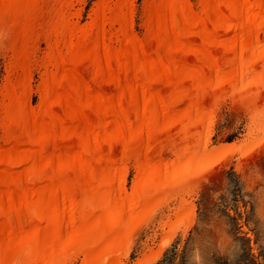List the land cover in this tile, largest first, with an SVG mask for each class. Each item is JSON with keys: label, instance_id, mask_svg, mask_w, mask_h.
<instances>
[{"label": "bare ground", "instance_id": "bare-ground-1", "mask_svg": "<svg viewBox=\"0 0 264 264\" xmlns=\"http://www.w3.org/2000/svg\"><path fill=\"white\" fill-rule=\"evenodd\" d=\"M82 2L0 0L13 77L0 98V264H121L120 249L174 188L262 144L208 149L196 136L226 97L264 126V0H144L142 36L135 0H99L79 25L70 10Z\"/></svg>", "mask_w": 264, "mask_h": 264}, {"label": "rangeland", "instance_id": "rangeland-1", "mask_svg": "<svg viewBox=\"0 0 264 264\" xmlns=\"http://www.w3.org/2000/svg\"><path fill=\"white\" fill-rule=\"evenodd\" d=\"M82 1L80 5L76 4L78 7L74 5L70 10L71 13L79 11V25L88 22L89 12L99 0ZM197 1L190 0L194 8L197 7ZM143 2H134L133 30L139 36L144 32L141 26ZM45 44L43 40L37 42V57L45 53ZM8 60V56L0 54L1 99L2 86L13 78L6 75ZM32 71L28 90L31 108L39 102L38 87L41 83L40 68L36 66ZM258 90L264 96L260 87ZM232 101L226 97L213 106L215 111L210 130L207 128L204 132L201 129L203 131L196 138L204 143L208 137V149L231 144L251 146L257 140H262L261 146L252 149L250 156L244 155L240 149L228 152L218 164L212 166V171L182 184L181 191L174 188L170 198L176 196L177 191L181 195L178 193L175 199H170L158 208L149 222L131 236L117 255L116 259L121 264H264V126H259L262 121L257 115L255 119L259 123L253 126L254 129L251 126L252 113L242 106L237 107ZM260 111L264 117V107L261 106ZM165 153L164 158L174 159L171 153ZM134 174L135 170L130 164L125 177V189L128 192ZM183 200L187 207L179 206ZM178 206L182 210L179 216H175ZM159 253L161 255L156 258ZM71 264H82V257L76 258Z\"/></svg>", "mask_w": 264, "mask_h": 264}]
</instances>
